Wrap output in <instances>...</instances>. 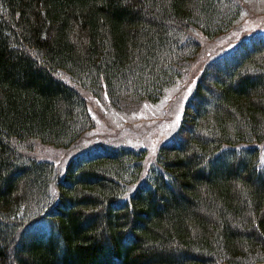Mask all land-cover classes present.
<instances>
[{
	"label": "trees",
	"instance_id": "trees-1",
	"mask_svg": "<svg viewBox=\"0 0 264 264\" xmlns=\"http://www.w3.org/2000/svg\"><path fill=\"white\" fill-rule=\"evenodd\" d=\"M240 0H0V264H264V37L207 61L175 135L147 164L131 146L64 168L95 125L157 102L227 33ZM64 76L76 83H68Z\"/></svg>",
	"mask_w": 264,
	"mask_h": 264
},
{
	"label": "rangeland",
	"instance_id": "rangeland-1",
	"mask_svg": "<svg viewBox=\"0 0 264 264\" xmlns=\"http://www.w3.org/2000/svg\"><path fill=\"white\" fill-rule=\"evenodd\" d=\"M240 2L241 15L227 33L215 38H207L197 32L194 34L201 44L199 54L159 101H144L134 110H119L110 104L106 93L96 97L90 92H85L83 94L94 120V127L71 148H57L31 140L24 145L25 152L40 160H51L64 168L76 154L88 158L102 151L109 152L131 146L144 148L147 151L146 162L149 164L159 146L169 141L177 132L184 105L206 62L213 60L236 42L244 41L248 44L256 39V36L264 37V0ZM64 79L80 91L79 86L67 76H64ZM260 148L264 171V141Z\"/></svg>",
	"mask_w": 264,
	"mask_h": 264
}]
</instances>
